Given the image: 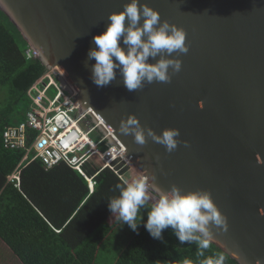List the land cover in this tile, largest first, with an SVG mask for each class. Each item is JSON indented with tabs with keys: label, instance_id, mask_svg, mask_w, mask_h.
Segmentation results:
<instances>
[{
	"label": "water",
	"instance_id": "95a60500",
	"mask_svg": "<svg viewBox=\"0 0 264 264\" xmlns=\"http://www.w3.org/2000/svg\"><path fill=\"white\" fill-rule=\"evenodd\" d=\"M129 2L0 0V12L72 94L62 72L80 111L123 152L151 196L158 198L154 186L209 191L228 222L226 232L211 227V244L236 264H264V0H140L185 31L189 51L171 57L182 61L181 70L169 69L170 83L132 92L119 73L98 87L88 59L93 37ZM131 115L145 135L179 129L181 143L171 153L150 137L137 144L119 132Z\"/></svg>",
	"mask_w": 264,
	"mask_h": 264
},
{
	"label": "trees",
	"instance_id": "16d2710c",
	"mask_svg": "<svg viewBox=\"0 0 264 264\" xmlns=\"http://www.w3.org/2000/svg\"><path fill=\"white\" fill-rule=\"evenodd\" d=\"M26 46L16 28L0 12V89L5 92V99L0 102V240L3 244L22 264H94L107 238L126 228L131 238L113 264H185V261L199 264L203 257L197 256L196 245L187 242L181 245L170 228L163 231V240L149 235L143 226L151 207L149 202L138 215V222L142 217L138 231L112 218L108 199L118 195L115 186L124 183L111 171H101L103 164L96 158L85 168L88 177L99 172L92 193L86 180L66 165L45 170L39 160L22 166L18 188L8 182L24 152L5 150L2 133L12 125L11 116L20 103L28 109L26 91L46 71L38 60L24 58ZM100 149L104 151L107 146ZM218 253L222 252L211 244L205 257ZM225 257V264H236Z\"/></svg>",
	"mask_w": 264,
	"mask_h": 264
},
{
	"label": "clouds",
	"instance_id": "9594fccd",
	"mask_svg": "<svg viewBox=\"0 0 264 264\" xmlns=\"http://www.w3.org/2000/svg\"><path fill=\"white\" fill-rule=\"evenodd\" d=\"M108 21L105 30L93 37L95 47L88 51V59L95 61L91 66V80L96 86H108L119 73L123 86L132 92L144 87L145 83H170L169 69L172 73L181 70L182 61L171 57L174 52L179 55L189 51L185 43L186 33L167 20L161 21L157 10L140 0H130L122 11L110 13ZM158 56L160 58L155 63L148 62L149 58L156 59ZM119 132L125 136L132 135L139 145H144L146 137H150L169 153L181 143L177 139L179 129L175 128L163 129L159 135L149 128L145 135L144 128L134 115L121 121ZM183 143L188 145L187 141ZM146 188L143 178L117 184L114 191L118 189L119 194L108 199L112 218L138 231L142 220L141 217L138 222V215L149 200ZM154 188L158 198L147 210V220L143 225L149 235L163 240V231L170 228L181 245L186 242L196 245L197 256L203 257L199 264H225L223 253L205 257L213 238L211 227L215 226L223 232L228 229L227 217L214 203L211 193L203 189L182 193L175 185L168 192ZM185 264L188 262L185 261Z\"/></svg>",
	"mask_w": 264,
	"mask_h": 264
},
{
	"label": "built area",
	"instance_id": "2783aa9c",
	"mask_svg": "<svg viewBox=\"0 0 264 264\" xmlns=\"http://www.w3.org/2000/svg\"><path fill=\"white\" fill-rule=\"evenodd\" d=\"M23 56L26 60H36L38 53L27 46ZM58 71L65 78L67 86L74 90L73 93H69L66 86H61L57 75L46 70L26 91L29 107L24 121L7 126L2 133V147L5 150L24 152L8 182L18 188L22 166L39 160L45 170L59 164L66 165L86 180L89 193H92L94 178L99 173L87 176L85 168L92 158L102 162L101 171H111L124 184V178L133 177L134 174L139 175L138 179L143 178L125 160L123 152L108 145L106 136L97 131L86 113L80 111L75 99L76 90L62 72ZM103 145L107 146L104 151L100 149ZM146 192H149L148 185Z\"/></svg>",
	"mask_w": 264,
	"mask_h": 264
},
{
	"label": "rangeland",
	"instance_id": "374dc122",
	"mask_svg": "<svg viewBox=\"0 0 264 264\" xmlns=\"http://www.w3.org/2000/svg\"><path fill=\"white\" fill-rule=\"evenodd\" d=\"M4 93L0 89V102H2L5 99ZM27 108L24 106L23 103H20L17 106L16 113L11 116V122L10 124H15L17 122H23L24 121V113L26 112ZM139 175H135L133 177H125L124 180L126 183L132 182L134 180H137ZM130 230H127L124 228L118 229L116 233L109 236L107 240L102 244L97 257L95 259L94 264H113L115 258L120 253L121 249L124 247V245L129 241L131 238ZM3 242L0 240V262L3 263V261H7L10 259L9 251L4 249V246L2 245Z\"/></svg>",
	"mask_w": 264,
	"mask_h": 264
},
{
	"label": "crops",
	"instance_id": "0c3cea01",
	"mask_svg": "<svg viewBox=\"0 0 264 264\" xmlns=\"http://www.w3.org/2000/svg\"><path fill=\"white\" fill-rule=\"evenodd\" d=\"M148 197H149V200L148 202L152 205L155 201H156V198L151 196L150 194H147ZM4 246V249L3 251L7 250L9 251V254H10V259L7 260V261H3V263L1 264H22L12 253L11 251L9 250V248L5 245V244H2Z\"/></svg>",
	"mask_w": 264,
	"mask_h": 264
},
{
	"label": "bare ground",
	"instance_id": "6f19581e",
	"mask_svg": "<svg viewBox=\"0 0 264 264\" xmlns=\"http://www.w3.org/2000/svg\"><path fill=\"white\" fill-rule=\"evenodd\" d=\"M27 46H28V45H27ZM27 46H26V47H27ZM29 47H30V46H29ZM37 58H38V57H37ZM36 60H37V59H36Z\"/></svg>",
	"mask_w": 264,
	"mask_h": 264
}]
</instances>
